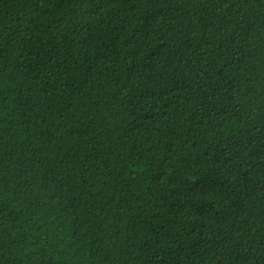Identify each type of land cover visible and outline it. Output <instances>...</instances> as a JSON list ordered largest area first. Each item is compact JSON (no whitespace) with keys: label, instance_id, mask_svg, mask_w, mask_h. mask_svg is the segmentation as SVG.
<instances>
[{"label":"trees","instance_id":"1","mask_svg":"<svg viewBox=\"0 0 264 264\" xmlns=\"http://www.w3.org/2000/svg\"><path fill=\"white\" fill-rule=\"evenodd\" d=\"M0 264H264V0H0Z\"/></svg>","mask_w":264,"mask_h":264}]
</instances>
